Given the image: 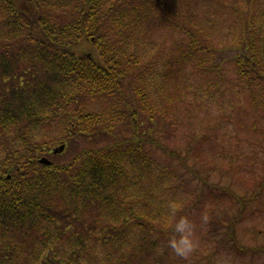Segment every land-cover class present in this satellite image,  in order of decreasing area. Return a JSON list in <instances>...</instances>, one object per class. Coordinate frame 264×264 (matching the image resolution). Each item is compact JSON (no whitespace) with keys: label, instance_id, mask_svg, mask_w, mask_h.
I'll use <instances>...</instances> for the list:
<instances>
[{"label":"trees","instance_id":"obj_1","mask_svg":"<svg viewBox=\"0 0 264 264\" xmlns=\"http://www.w3.org/2000/svg\"><path fill=\"white\" fill-rule=\"evenodd\" d=\"M183 1L0 0V264H163L159 238L174 233L182 207L179 218L201 207V195L188 204L156 194L160 186L187 184L177 164L201 180L209 203L226 200L237 209L234 216L225 207L204 211L202 238L255 252L234 234L247 198L211 181L202 161L187 167L196 147L181 154L159 137L164 123L157 118L167 114L150 101L139 53L148 26L159 21L177 33V67L207 64L212 72L226 61H216L217 48L190 11L194 0ZM248 26L229 61L251 86L264 83V46ZM95 98L104 100L100 110L80 106ZM98 135L113 142L82 148L65 163L39 162L60 144ZM151 148L165 158H154ZM140 170L147 175L138 191Z\"/></svg>","mask_w":264,"mask_h":264},{"label":"rangeland","instance_id":"obj_2","mask_svg":"<svg viewBox=\"0 0 264 264\" xmlns=\"http://www.w3.org/2000/svg\"><path fill=\"white\" fill-rule=\"evenodd\" d=\"M189 4L190 11L199 17V22L211 37L212 45L217 48L214 51L217 54L216 61H226H222V67L212 72L207 71V64L205 70L190 64L177 67V33L165 28L159 21L155 22L156 25L148 26L142 37L143 42L139 45V53L144 58L141 69L149 73L147 82L150 101H155L160 110L167 114L166 117L160 114L157 118L158 125L164 123L163 126L159 125V137L165 145H175L181 149V154L185 153L186 147H196V155L188 160L187 167L196 160L202 161V165L211 169V181L230 183L238 195L247 198L243 206L244 216L235 225L234 234L239 246L255 249V252H235L226 243L217 246L202 238V233L207 230L201 223L204 211L206 213L209 209L210 215V210L225 207L234 216L237 209H228L226 200L209 203L208 190L201 180H192L188 171L177 164L176 169L183 172L181 175L187 184L171 188L160 186L156 194L166 199L167 203L186 198L188 204L201 195L198 199L201 207L196 210L192 208L193 214H188L195 223L194 238L197 244L191 252L183 255L171 244V240L179 235L175 230L164 240L159 238L160 247L167 249L163 264H264V83L255 81L247 86L236 75V69L229 61L235 53L233 46L244 36L250 23L261 34L260 43L264 46V0H194ZM187 5H177L172 10ZM130 99L137 101L133 92ZM103 101L95 98L79 102L80 106L85 104L87 111H96L103 107ZM112 142L113 137L106 135L92 139L81 138L67 144L62 153L47 157L54 163H65L82 148ZM158 149L151 148L150 151L154 158L162 161L165 154ZM172 166L174 168L175 164ZM195 169L199 173L206 172L199 167ZM137 175L141 177L137 184L140 191L145 184L146 170L137 171ZM182 208L176 213L173 226ZM209 219L208 214L204 215L205 223Z\"/></svg>","mask_w":264,"mask_h":264},{"label":"clouds","instance_id":"obj_3","mask_svg":"<svg viewBox=\"0 0 264 264\" xmlns=\"http://www.w3.org/2000/svg\"><path fill=\"white\" fill-rule=\"evenodd\" d=\"M173 205V210L175 209ZM173 219H175L173 217ZM175 232L178 233V237L171 240L172 246L175 250L183 255H187L196 246L195 240V223L188 216H182L178 220H175Z\"/></svg>","mask_w":264,"mask_h":264},{"label":"water","instance_id":"obj_4","mask_svg":"<svg viewBox=\"0 0 264 264\" xmlns=\"http://www.w3.org/2000/svg\"><path fill=\"white\" fill-rule=\"evenodd\" d=\"M64 147H65L64 145H61V146L55 148L53 152L54 153H60V152H62L64 150ZM39 162L42 163V164H45V165L51 164V161L48 160L46 157L41 158L39 160Z\"/></svg>","mask_w":264,"mask_h":264}]
</instances>
